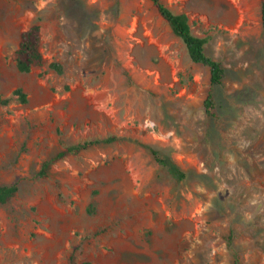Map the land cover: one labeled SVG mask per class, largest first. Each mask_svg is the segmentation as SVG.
<instances>
[{
  "label": "rangeland",
  "instance_id": "1",
  "mask_svg": "<svg viewBox=\"0 0 264 264\" xmlns=\"http://www.w3.org/2000/svg\"><path fill=\"white\" fill-rule=\"evenodd\" d=\"M162 1L208 38L219 85L148 0H0V184L17 185L0 203V264H264L260 0ZM34 21L43 63L20 72Z\"/></svg>",
  "mask_w": 264,
  "mask_h": 264
},
{
  "label": "trees",
  "instance_id": "2",
  "mask_svg": "<svg viewBox=\"0 0 264 264\" xmlns=\"http://www.w3.org/2000/svg\"><path fill=\"white\" fill-rule=\"evenodd\" d=\"M154 7L157 15L168 25L171 33L177 37L183 44L189 59L197 64H200L208 69L210 86L219 85L224 76V68L220 61L214 59L211 55L206 53L205 44L207 42L206 36H197L192 33L188 18L185 13L173 12L167 7L162 0H148ZM260 20L264 26V0H260ZM40 25L34 21L26 29L20 31L16 48L14 50V62L18 71L26 72L33 66L41 65L43 57L39 49L40 42ZM48 66L55 71H60L61 66L58 62H50ZM11 95L16 96L20 102H25V93L21 88H15ZM10 97H2L0 95V105H5L9 102ZM204 111L211 113L214 107L210 91L207 92L203 100ZM114 140V137L108 136L104 138H95L77 142L75 144L67 145L59 150L51 158L44 160L41 164V172L44 173L51 162H54L67 154L77 152L81 149L87 148L90 145L98 143H107ZM150 153L154 160L161 164L167 171L168 175L176 181H181L185 177V172L172 160L167 157H160L158 152L148 146ZM17 191L16 183L0 184V203H5ZM227 247L230 248V237L227 238ZM66 264H77L73 261V255L70 254L67 258ZM79 264H87L81 262Z\"/></svg>",
  "mask_w": 264,
  "mask_h": 264
}]
</instances>
